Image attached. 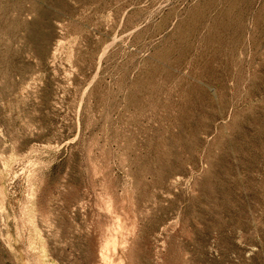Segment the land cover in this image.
<instances>
[{"label": "rangeland", "instance_id": "obj_1", "mask_svg": "<svg viewBox=\"0 0 264 264\" xmlns=\"http://www.w3.org/2000/svg\"><path fill=\"white\" fill-rule=\"evenodd\" d=\"M0 264H264V0H0Z\"/></svg>", "mask_w": 264, "mask_h": 264}, {"label": "bare ground", "instance_id": "obj_2", "mask_svg": "<svg viewBox=\"0 0 264 264\" xmlns=\"http://www.w3.org/2000/svg\"><path fill=\"white\" fill-rule=\"evenodd\" d=\"M198 19V18H197ZM195 35V34H194Z\"/></svg>", "mask_w": 264, "mask_h": 264}]
</instances>
